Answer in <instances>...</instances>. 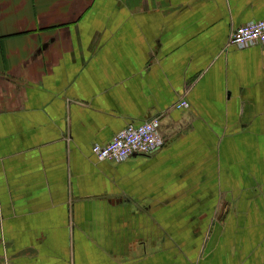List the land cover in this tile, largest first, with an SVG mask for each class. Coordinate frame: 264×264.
Here are the masks:
<instances>
[{
  "label": "crops",
  "instance_id": "obj_1",
  "mask_svg": "<svg viewBox=\"0 0 264 264\" xmlns=\"http://www.w3.org/2000/svg\"><path fill=\"white\" fill-rule=\"evenodd\" d=\"M257 20L264 0H0V264H264V44L228 45ZM154 117L156 151L93 153Z\"/></svg>",
  "mask_w": 264,
  "mask_h": 264
},
{
  "label": "built area",
  "instance_id": "obj_2",
  "mask_svg": "<svg viewBox=\"0 0 264 264\" xmlns=\"http://www.w3.org/2000/svg\"><path fill=\"white\" fill-rule=\"evenodd\" d=\"M264 44V20L251 21L231 31L228 45L240 48ZM179 107H188L186 99ZM164 143L160 119L154 117L140 124H128L106 144L95 143L93 153L99 160L123 161L133 155H146L159 149Z\"/></svg>",
  "mask_w": 264,
  "mask_h": 264
}]
</instances>
